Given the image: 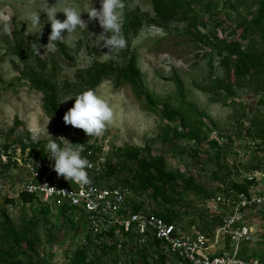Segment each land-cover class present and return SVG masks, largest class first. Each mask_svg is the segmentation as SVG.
I'll return each instance as SVG.
<instances>
[{
    "label": "rangeland",
    "instance_id": "obj_1",
    "mask_svg": "<svg viewBox=\"0 0 264 264\" xmlns=\"http://www.w3.org/2000/svg\"><path fill=\"white\" fill-rule=\"evenodd\" d=\"M55 2L47 0L50 6ZM66 2L79 5L81 11L91 4L100 7L99 0ZM47 3L0 0V208L6 209L15 230L31 218L32 206L19 198L24 170L14 158L33 150L46 151V131L53 139H69L74 134L102 144L101 149L107 150L116 164L120 163L118 151L129 148H140L144 155L162 156L165 169L178 175L179 184L192 180L207 192L220 193L225 187L222 162L231 168L237 163L241 167V162L264 164V149L249 150L245 146L250 140L260 142V138L254 137L259 129H264V73L236 77L234 59L227 60L229 66H224V57L210 44L211 34H224L230 26L253 18L258 0H194L196 13L192 16L158 24L143 21L135 34L130 29L132 13L154 17L152 1L124 0L122 30L128 46L118 53V59L109 61L99 59L108 52L102 41L96 44L103 30L97 21L88 20L86 12H82L81 18L88 22L87 29H78L74 34L65 30L63 42H56L51 49L41 47L40 55H30L34 42L48 43L51 25L44 13ZM33 13H40L45 22L39 38L27 22ZM56 18L63 21L66 17L57 13ZM5 23L10 27L8 33L3 31ZM242 50L251 55L255 67H264V32L249 33ZM131 60L141 75L143 90L166 105L175 120H167L149 107L133 86L116 85L112 75L105 76L94 87L90 85L86 70L95 69V64L117 69ZM35 78L55 86L56 111L51 115L47 113L43 93L33 84ZM87 89L95 90L114 109V123L99 138H89L82 130L63 122L65 112L75 103V95ZM256 190L264 193V183L258 184ZM139 197L147 201L148 207L156 204L145 192ZM139 197L135 193L130 196ZM182 201V208L195 212L204 202L191 191ZM212 210H200L202 215L184 216L183 220L211 223L217 209ZM249 219L253 239L244 243L241 251L264 253V213H251ZM38 230L42 236L39 264H65L66 250L77 246L66 220L62 224L50 212ZM45 230L55 232L57 239H51ZM125 258L121 253L120 262ZM18 262L30 264L23 255Z\"/></svg>",
    "mask_w": 264,
    "mask_h": 264
},
{
    "label": "built area",
    "instance_id": "obj_2",
    "mask_svg": "<svg viewBox=\"0 0 264 264\" xmlns=\"http://www.w3.org/2000/svg\"><path fill=\"white\" fill-rule=\"evenodd\" d=\"M68 140L84 144L82 155L92 165L87 169L92 181L88 186L80 187L58 177L46 151L43 156L26 152L14 160L24 170L21 191L33 195L55 214L65 208L66 217L81 222L83 231L74 238L76 247H85L90 253L111 246L119 253L124 248L129 251L147 247L163 254L164 264H264L241 251L243 244L253 239L250 214L264 211V193L256 190L258 184L264 183V167L246 170L238 166L233 171L235 181L251 182L247 193L221 190L203 202L201 209H217L207 229L201 219L168 222L148 205L134 209L129 200L139 201L140 197L131 199L134 192L128 186L107 176L108 165L115 163L107 150L101 149L102 144L74 134ZM245 146L249 150L264 149L255 140Z\"/></svg>",
    "mask_w": 264,
    "mask_h": 264
},
{
    "label": "trees",
    "instance_id": "obj_3",
    "mask_svg": "<svg viewBox=\"0 0 264 264\" xmlns=\"http://www.w3.org/2000/svg\"><path fill=\"white\" fill-rule=\"evenodd\" d=\"M154 17H149L148 13H132L130 18V29L135 34L143 21L151 24H158L160 22H167L174 19H186L191 14L196 13L194 0H151ZM192 16V15H191ZM194 21H197L195 16ZM264 32V0H258V9L255 16L250 20L240 22L232 25L229 31L217 35L211 34L210 44L218 49L223 58V65L229 66L226 62L230 58L234 59L235 76L242 77L247 75H255L264 73V67H255L253 59L250 54L244 53L242 50L244 45L248 43L249 33ZM206 37V34H203ZM250 46V45H249ZM30 55L35 54L30 50ZM95 69L89 68L87 71L88 81L91 86H96L101 80L108 75H112L116 81V85L128 84L133 86L139 96L146 100L149 107L160 112L161 116L167 120H175L172 112L166 105L162 104L160 100L152 98L143 90L141 75L134 65L133 60L129 61L123 68L114 69L107 64H95ZM230 69V68H229ZM33 84L39 89L45 99V106L47 113L50 115L56 111V92L55 86L50 84L48 80L32 79ZM178 88L181 90V85L177 82ZM183 125V121L180 122ZM179 134L176 132L175 137ZM184 137L192 138L188 134H183ZM254 138H260L258 144L264 145V129H259L258 134ZM217 146V143L214 142ZM34 149V148H32ZM40 156L45 155V151L30 152ZM120 158V163L108 165L107 176L109 178H116L118 182L128 186L136 195H141L145 192L150 197V200L155 201V206L152 207L158 215L162 216L166 221H183V217H191L195 214L202 215L200 210L196 208L191 210L189 208H182V197L188 192H193L203 201L211 199L217 192H207L200 185L192 180L179 184L177 182V174L169 172L165 169V158L162 156L144 155L140 148H129L127 150H119L117 153ZM246 170L261 169L262 165L259 163H242L240 164ZM225 178L223 183L225 187L220 190L225 191L232 189L237 192L247 193L251 186V182L243 180L237 182L232 177L233 171H237L239 164L227 166L224 162ZM124 174V175H123ZM127 175V176H126ZM130 175V177H129ZM168 187V189H167ZM193 190V191H192ZM201 192V193H200ZM201 195V196H199ZM19 198L22 203L32 206V216L24 221L20 230H15L11 224V220L5 208H0V264H19L18 257L20 255L26 256L30 264H39L40 251L39 246L42 236L38 228L40 224H44L48 218L51 210L50 208L39 202L33 195L24 191H20ZM159 199L161 201H159ZM10 203L12 199H7ZM129 203L134 209H143L147 206V201L141 197L140 200H129ZM180 209H182L180 211ZM198 211H200L198 213ZM67 210L62 208L55 214L57 220L62 224L64 220L68 224L69 230L73 231L74 237L83 231V228L74 223L69 217H66ZM264 213V211H261ZM190 222H193L189 219ZM203 221V220H202ZM203 226L210 228L208 222H203ZM51 239H57L58 235L52 230H45ZM158 245V242L156 243ZM245 253V254H244ZM242 253L244 256H252L264 261V253L253 251ZM260 253V254H259ZM122 254L126 256L124 261L120 262L121 253L117 252V248L111 246L103 248L100 252L90 253L85 247H76L74 249L66 250L67 262L65 264H164L165 256L159 251L151 250L150 248L135 247L131 250L123 249ZM110 256L112 258H110ZM157 256V257H155ZM111 259V261L108 260ZM151 260V263H150Z\"/></svg>",
    "mask_w": 264,
    "mask_h": 264
},
{
    "label": "clouds",
    "instance_id": "obj_4",
    "mask_svg": "<svg viewBox=\"0 0 264 264\" xmlns=\"http://www.w3.org/2000/svg\"><path fill=\"white\" fill-rule=\"evenodd\" d=\"M99 4V8L91 4L87 6L86 11H81L79 5L68 4L66 0H56L51 6L47 3V10L44 13L47 16V23L51 25L48 43L40 45L34 42L31 46L33 53L40 55L41 47L51 49L56 46V42H63L65 30L67 34H74L78 29H87L88 22L81 18L82 12H86L88 20L97 21L103 30L97 37L96 44L100 45L102 41V47L108 49V52L100 55L99 59L102 61L118 59V53L128 46L122 30L124 0H99ZM57 13H63L66 18L63 21L57 19ZM27 22L38 32L39 38L45 23L41 21L40 13H33ZM3 31L5 33L10 31L7 23L3 25ZM69 99L73 98L66 100ZM74 99L75 103L63 116L64 124L82 130L89 138L103 136L108 126L114 123V109L109 101L93 89L75 95ZM46 135L49 137L45 145L47 157L54 161L52 168L57 176L80 187L90 185L92 181L87 169L92 165L87 157L82 155L85 151L84 144H73L65 137L53 139L47 131ZM88 142H91L90 139Z\"/></svg>",
    "mask_w": 264,
    "mask_h": 264
}]
</instances>
